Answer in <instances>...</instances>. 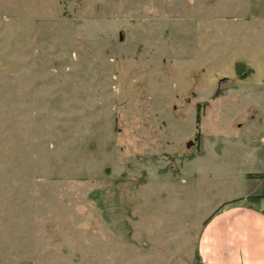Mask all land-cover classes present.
Here are the masks:
<instances>
[{"label": "rangeland", "instance_id": "rangeland-1", "mask_svg": "<svg viewBox=\"0 0 264 264\" xmlns=\"http://www.w3.org/2000/svg\"><path fill=\"white\" fill-rule=\"evenodd\" d=\"M259 81L264 0H0V264H202Z\"/></svg>", "mask_w": 264, "mask_h": 264}, {"label": "crops", "instance_id": "crops-1", "mask_svg": "<svg viewBox=\"0 0 264 264\" xmlns=\"http://www.w3.org/2000/svg\"><path fill=\"white\" fill-rule=\"evenodd\" d=\"M257 146L264 148L261 141ZM258 157L259 168L242 174L247 191L220 205L206 221L198 245L202 264H264V151ZM250 173L263 176L249 178Z\"/></svg>", "mask_w": 264, "mask_h": 264}, {"label": "trees", "instance_id": "trees-1", "mask_svg": "<svg viewBox=\"0 0 264 264\" xmlns=\"http://www.w3.org/2000/svg\"><path fill=\"white\" fill-rule=\"evenodd\" d=\"M235 73L238 75H247L248 69L246 70L244 65L241 62H237L235 64ZM195 122H196V126H198L199 124V113L197 111L196 113V117H195ZM263 176L262 174H247V177L251 178V177H260ZM210 218V217H209ZM209 218H207L206 220H208Z\"/></svg>", "mask_w": 264, "mask_h": 264}]
</instances>
